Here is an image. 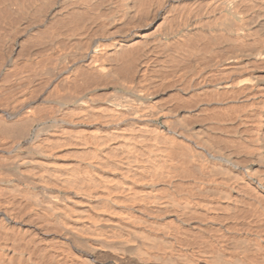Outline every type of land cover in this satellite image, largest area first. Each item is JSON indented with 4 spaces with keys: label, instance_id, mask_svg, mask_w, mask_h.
Masks as SVG:
<instances>
[{
    "label": "bare ground",
    "instance_id": "obj_1",
    "mask_svg": "<svg viewBox=\"0 0 264 264\" xmlns=\"http://www.w3.org/2000/svg\"><path fill=\"white\" fill-rule=\"evenodd\" d=\"M70 1L71 0H62L61 3L65 4L64 2ZM57 3L59 4L60 2ZM231 3L232 2H230V0H220V9L223 12H231V8L233 7ZM245 10L246 9L244 8V11ZM239 12L235 11L234 14L232 13L231 15H233V18L240 23L241 20L238 17ZM226 18L227 17L225 15V19ZM257 18L258 19L254 22V24L259 25L260 22L264 21V10L261 11ZM107 21L105 22L106 24H104L106 26H102L100 24L102 28L104 27L100 33H96L87 38V43L84 41L86 43H84L86 46V48H84L85 51H83L80 59L77 58L83 62V65L86 64V66L90 69L93 68L98 72L103 73L106 72L105 68L103 67L104 63L102 62L104 55H101L102 44L97 42V38L101 36L111 37L113 34L112 32H109L107 28L105 29L108 24ZM111 21L113 20H110V23H113ZM115 22L116 21H114V23ZM238 22L235 23L238 24ZM240 27L239 30H241ZM96 28L100 29V27ZM126 31L127 29L125 30V34L123 33L122 35L120 33L121 36L118 35V39L112 41V43L114 42L111 45L114 51H112L113 54L115 51L118 52L117 50H119L121 47H124L129 42L130 37L127 36ZM84 35H82V37ZM131 36L133 38L137 37L136 34ZM255 41L257 42V40ZM79 42H81V39ZM136 47L141 48L140 45L135 46V48ZM143 47H145L144 44L142 45V50ZM132 48L130 47L131 50H128L126 55L130 51L134 54L135 48L134 50H132ZM62 49L64 48L62 47ZM127 49L128 48L124 49V51L122 50L121 54H123V52L125 53V50ZM238 52L240 53V50ZM256 52L257 51H255V54L251 55L250 57L260 58L263 56V54H260V50H258L259 53ZM75 53L73 55H76ZM110 53L111 52L109 51L107 54L110 55ZM119 54L120 52L118 55ZM130 54L131 53H129V57L133 55ZM137 54L138 53H136V55ZM65 56H67V54H65ZM111 57H109V59H111ZM52 58L53 57L50 59L52 60ZM121 58L122 57L118 58V62L122 60ZM109 59L103 60L109 62ZM125 59L123 58V60L126 62L129 60ZM221 59L219 58L218 62L216 61L217 63H215L219 65L218 63ZM55 60L53 59L52 61L55 63ZM61 60L62 58L59 56L58 61L61 62ZM131 62H135V60ZM121 63L122 61L119 64ZM124 63L125 62L122 64ZM128 64L129 63H126L125 65ZM248 64L249 63H247V65ZM205 66L203 68H205ZM124 67L126 68L127 66ZM148 67L146 69H148ZM243 67V61L240 56L233 55L227 57L220 63V67L216 68L214 75L217 82L214 80V78L212 79L216 82L213 87L218 90L222 89V91L227 90L228 88L235 89L236 87L240 89L239 84L242 81L239 82V80L235 79L234 81L227 82V78H225V76L229 74H239L241 71H245ZM191 68L189 67V69ZM51 69L55 71V69ZM108 69L109 68L106 70ZM144 69L142 70L144 71ZM171 69H169V71H171ZM77 71L78 69L76 72ZM122 71L125 72L127 70L123 69ZM143 71H141V73ZM177 71L181 73L182 69L181 71L177 69ZM186 71L188 72V70ZM203 71L204 69H202V72ZM72 72L76 73L74 69ZM8 73L9 72H7V74ZM198 73H200V69ZM106 74H108V72L105 73V75ZM116 74L117 73L114 75ZM145 74L144 77H146ZM156 74L157 73H155V75ZM168 74L171 75V73ZM80 75L83 77L84 72H82ZM99 75H97V77ZM131 75H129V77L134 76ZM146 75H148V73ZM160 75L161 74L158 76ZM208 75L207 77H209ZM67 76H62V78H60L58 81L55 92L57 93L56 97L49 101H44V104L47 106L46 110L43 109V111H34L32 107L22 104L19 106V110L16 108L12 111L9 110L10 112H1L0 153H5L6 150L10 151L12 148L15 149L25 146L24 151L27 150L28 152H33L34 155L26 154L18 156L17 154L16 157L9 158L0 154V192L5 196H11L13 199L17 198L18 201L23 202L26 206L25 209L22 208L23 211H26L25 213L16 212L14 208V211L8 210L9 207H4L6 209L2 208L3 210L1 211L3 212H1L0 215H2L3 218H1L2 220L0 221H4L5 223H8V225L9 222L12 221L19 226H23L26 219L33 220L35 225L33 227L34 230L32 233L36 232L37 235H35L33 238L31 236L32 233L29 234L28 232L24 231L23 233L16 232L17 234L13 232L12 234V232H10L8 229L5 230V228H3V231H0V264H264V173L262 171H257L258 169L252 172H249L248 170L242 171L240 166L241 164L239 165L237 158L232 156L234 152H229L231 155L225 152L230 151L235 147H231V149L228 150L230 147L225 148L224 145V149H220L221 147L219 146L222 144L218 147L215 145L212 146L211 143L212 141L215 143L216 138L213 140L210 137L212 141L209 144L208 141H210V138L208 137L209 140L203 138V134H201V129L203 128L201 126L197 129H194V126H192L194 123L192 125H187L188 122L190 123L191 121H188L187 124L180 123V121L176 118L177 115H173L175 113L172 110H170L173 112L172 114L171 112L166 111L167 115L162 118L164 126H167L168 128L166 132L167 136L163 137L162 135L164 133L160 135L158 126L156 127L153 123L161 117V112L164 110L161 112L154 111L153 108L156 107L154 105L156 103L153 104V107L151 103V106L149 104V96L151 94L150 90H152V88L154 90L156 85L158 87L160 86L158 85L159 80L157 83H155L158 77H156L157 79L155 78L156 80L153 79L155 81L154 83L153 81H147L149 77H147V79L144 78L145 83H141V85L137 86H130L132 84L129 83H127L129 86H125L123 81L121 83L118 82V84L115 83L116 86L114 88V93L111 91V93H103L102 90V93L98 94V92H101V89L98 90L96 89L98 87H95L93 89H88L87 91H84L85 89H80L83 90V93L79 92V95L74 96L71 94V90H74V85ZM192 76L195 77V75ZM82 77L81 79L84 82ZM115 77L116 76H114V78ZM111 78H113V76ZM122 78L124 80L127 79L126 77H121V79ZM132 78H130V80ZM165 78V80H167V78H170V76ZM173 78H171V80H173ZM223 78H225V82L222 80ZM81 79L80 81L83 83ZM102 80L103 78L100 81ZM177 80L174 79L173 81H176L177 84ZM80 81L79 83H76L79 85L81 84ZM94 81H96L95 83H98L97 80ZM251 81L252 80H249L248 82ZM167 82H170V80L166 81V83ZM197 82L198 81H196V83ZM174 83L173 86L170 85V83L169 85L174 87L176 86ZM95 85L96 84H93V86ZM100 85L99 88L101 87ZM80 86L81 85H79V87ZM181 87L183 88V86ZM260 87L262 88L261 85ZM260 87L258 88L256 86V90L260 89ZM169 88L171 89V87ZM118 90L121 91V93H119ZM14 91H16L14 87L2 90L0 91V98L4 97L9 92ZM156 91L154 92L157 93L158 91ZM227 91L230 92L231 90ZM237 92L240 91L237 90ZM193 93L192 96H194ZM205 93L206 92H204V94ZM28 94L29 92L27 91L25 95L27 96ZM258 95L261 96L260 94ZM239 96L241 97L242 95ZM132 98L138 102L134 109L132 108V105L135 106V103H131ZM208 98H210V96ZM250 98L252 97L250 96ZM174 99H172L173 104L177 102V100L174 101ZM155 101L157 102L158 100ZM225 101L226 100H224V102ZM179 102L180 101L177 103L179 104ZM188 102L189 100L187 103ZM218 102L214 103L218 104ZM222 102L223 101H220V103ZM227 102L229 101L227 100ZM241 102L237 103L240 105ZM260 102L263 101L260 100ZM224 104H226V102ZM166 105L167 104H165L164 107ZM219 105L222 104H218V106ZM138 106H143L141 108L142 110L139 109ZM218 106L216 108H218ZM251 106L255 108L254 105ZM214 107H212L213 110ZM157 108L160 109L159 107ZM229 108L231 109V107ZM148 109L150 113H148ZM220 109L222 110L221 106ZM234 109L235 108H233L232 111L229 110V112H234L236 110ZM146 110L148 112L145 114L144 112ZM191 110L192 109H190V111ZM188 111L189 110H187V112ZM215 112L213 111L214 114ZM190 113H193V111ZM200 113L202 114V112ZM177 114L179 113L177 112ZM184 114L186 116V113ZM197 114H199V112ZM250 114L252 116V113ZM192 115L194 116V114ZM218 115L221 114L217 113L216 116ZM210 116L211 115H208V117ZM198 117V119L203 121L206 119L200 118V116ZM233 117L236 116L233 115ZM253 117L254 116H252V118ZM190 120L193 119L190 118ZM215 120H217L219 123V119ZM257 120L258 119H256V121ZM223 122L227 123V120L226 122ZM238 122L241 125V121ZM246 123L247 122H245V124ZM77 125H80L79 129L83 127L84 129L94 130L93 135H96V130H98L99 133V130L101 129V131L104 133L102 136L103 138H95V136H93L94 139H92V136L91 138L89 137L92 135L91 132H89L91 134L86 133L87 135L89 134V136L83 132L73 134L71 131H69L71 134L64 133L65 128L67 129V127H75L76 129ZM218 125L220 126V124ZM203 127L206 128V126ZM241 127L242 126H240V128ZM244 128L245 127H243V129ZM216 129L214 132H216ZM229 130L231 129L228 128L227 131ZM231 131L235 133L233 129ZM221 132L222 131H220V133ZM243 132L246 131L243 130L242 133ZM212 134L214 133L212 132ZM230 134L232 135L231 132ZM230 134L228 136H230ZM62 135L65 136V138L71 140V143L68 140L69 145L71 144L72 147H70L74 148V153L70 154V157L62 155L61 149L59 150V148H56L53 143L54 139L61 138ZM223 135L225 137L227 134ZM238 135H240V132ZM246 135L247 132L245 134V140L247 139ZM250 136L252 137V135ZM220 138L221 137H219V139ZM222 139L224 138H221V142L224 141H222ZM236 139L233 140L236 141ZM243 139L244 138H242V141ZM250 140L252 141V139ZM239 141H237V144H239ZM257 141L260 140L257 139ZM216 144H220V142L218 141ZM253 145L259 146V143H255ZM63 147H66V145ZM255 147L252 148L254 149ZM250 148L248 147L247 149ZM247 149L245 147V150ZM258 149L261 150V148ZM258 149L256 148L255 150ZM242 150L244 151V149ZM255 150L252 151L253 155ZM261 151H259L256 155L258 156L259 154H264H261ZM235 153L236 155L238 154L237 151H235ZM260 159L264 160V158ZM245 160L243 161L246 163ZM263 160L260 163L261 166L258 164L259 166L257 167L264 169ZM22 186L25 187L22 188ZM36 189L39 190L36 191ZM58 192H62L61 195H58ZM10 206L13 207L14 205ZM31 226L32 225L29 227ZM15 229L18 230L17 227Z\"/></svg>",
    "mask_w": 264,
    "mask_h": 264
},
{
    "label": "rangeland",
    "instance_id": "obj_2",
    "mask_svg": "<svg viewBox=\"0 0 264 264\" xmlns=\"http://www.w3.org/2000/svg\"><path fill=\"white\" fill-rule=\"evenodd\" d=\"M61 1L62 0H57V2H60L58 4L56 2V0H0V91L6 90L8 88L10 89V87H14V89H16V91L9 92L4 97L0 98V107H1L0 108V115H1V112H3V111L10 112L9 110L12 111L16 108H18V110H19V106L22 104L32 107L34 111H43V109L46 110L47 106H46V104H44L45 103L44 101H49V100L53 99L54 97H56V95H57V93H55L56 92V86H57V83L60 80V78H62V76L66 77L68 75L67 77H69L70 80L72 81V83L74 85V87H73L74 90H71V94H73L74 96L79 95L80 94L79 92L83 93L82 92L83 90H80V89H85L84 91H87L88 89H93L95 87H98V88H96L98 90L101 89V92H98V94H101L102 90H103V93H105V92H107V93L113 92L114 93V91H115L114 88L116 86L115 83L118 84V82L121 83L123 81V83H125V86L126 85L129 86V84H132L130 86H133V85L137 86V85H141V83H145L144 78L147 79V77H149V79L147 81H153V83H154L155 81L153 79L158 77V79L156 78L157 80L155 79L156 80L155 83H157L159 80L160 84L158 82V85L161 86L163 83V85H162L163 88H162V86L158 87L156 85L157 87L155 86L154 90H153V88H152V90H150V93L152 95L150 94V96H149V98H150L149 104L151 103L152 107L154 105L156 106L155 108H153L154 111L161 112L164 110L163 112H161L162 113L161 117L157 121H154V123H153V124H155L156 127L158 126V131H160V135L164 133L162 136L163 137L167 136L166 132H167L168 128H167V126H164V123L162 122L163 121L162 118L165 115H167L166 111L171 112V114L174 112L175 114H173V115H175V116L177 115L176 116L177 120H179L180 123H182V124L183 123L187 124L188 121L192 122L193 120H195L192 123L190 122L191 124L188 122L187 125H192L194 123V125H192V126H194L193 127L194 129H197L201 126L205 130L204 131L203 129H201L202 130L201 134H203V138H205L206 140H209L210 137L213 140H214V138H216L215 143H214V141H212L211 138H210V141H208L209 144L212 141V143H211L212 146L215 145L216 147H218L219 145L222 144L221 146H219V147H221L220 149H224V146H225V148L230 147L228 150H230L231 147L232 148L235 147V148L231 149L230 151H225V152H227V153H229V152L231 153L232 151L234 152V153L232 152L233 153L232 156L237 158V160L239 161L238 162L239 165L241 164L240 166L242 168V171L248 170L249 172H252V171H256L258 169L257 171H262L264 173L263 168L261 169V168L257 167L260 165L261 161L263 160L260 158H264V154H262V153H264V149H263L264 148V145H263L264 142H262V141H264V124H263L264 123V118H263L264 117V109H263V107H264V103H263L264 102V98H263L264 97L263 96L264 95V43H263L264 42V21L260 22L259 25L254 24V22L257 21V19H258L257 16L261 13V11L264 10V0H232V1L230 0V2H232L231 5L233 7L231 6L232 7L231 12L228 11V13L223 12L220 9V6H219L220 0H71L70 2H64L65 4L61 3ZM221 1H224V0H221ZM244 8L246 9L245 11H244ZM235 9H237V10H235ZM234 10L237 12L240 11L238 13V17L241 20L240 23L233 18V15H231L232 13L234 14V12H235ZM232 11H234V12H232ZM224 13L227 17L226 19H225ZM103 18H105V19H103ZM242 19H244V20H242ZM110 20H113V21H111L113 23H114V21H116V22L113 24V23H110ZM106 21L108 24H107V27H105V29L107 28L109 30V32H112L113 34L111 35V37L110 36L109 37L108 36H105V37L101 36V37L97 38V42L102 44L101 45L102 46L101 55L102 56L104 55L103 59L107 60L111 56L114 59L111 57V59L108 60L110 63L106 62V60L102 59V62L104 63L103 67L105 68V71H106L103 73V72H98L97 70H95L93 68L90 69L89 67L86 66V64L83 65V62L79 59H80L81 55L83 54V51H85L84 48H86L85 44L87 43L86 39L91 37L92 35H94L96 33H100V31L103 30V28H104V27L102 28V26H106V25H104V24H106L105 23ZM235 22L236 23L238 22V24H236ZM144 25H145V27H144ZM238 26L239 27L242 26V27H240L241 30H239ZM96 27H100V29L96 28ZM97 29H98V32H97ZM126 29H127V31H126L127 36L130 37L129 42L124 47H121L119 50H117L118 52L115 51V53L113 54L114 51H113V48L111 45L114 42L112 43V41H115V39L117 40L118 37L121 36V34L122 35H123V33L125 34ZM84 34L86 35V37ZM133 34H136L137 37L133 38L131 36ZM82 35H84V36L82 37ZM141 38H143V39H141ZM80 39H81L82 43L79 42ZM101 40H103V41H101ZM104 40H106V41H104ZM255 40H257V42ZM128 44H130V45H128ZM143 44L145 45V47H143V50H142ZM131 45H133V46H131ZM139 45L141 46V48L140 47H136V48H139L141 51L139 49L135 48V46H139ZM83 46H85V47H83ZM129 46L131 48L133 47L132 50H134V48H135V51L137 50L136 53H138V54L136 55L135 51H134V54L130 51L127 53V55H128L127 56L126 52L128 50H131ZM259 46L262 49H260ZM62 47L64 49H62ZM125 47L128 49L125 50V53L123 52V54H124V57H123V54H121V53H122V50L124 51V49H126ZM69 49H71V50H69ZM60 50H61V52H60ZM239 50H240V53L238 52ZM258 50H260V54L261 55L263 54V56H261L260 58H251L250 56L255 54L254 53L255 51L258 52ZM109 51L111 52L110 53L111 56L109 54H107V53H109ZM119 52L122 56L120 54L118 55ZM74 53L76 55H73ZM129 53L133 54V55L130 54L133 57L132 58L130 56L132 59L129 57ZM65 54H67V56H65ZM105 55L107 58L105 57ZM113 55L118 56V57H114ZM233 55H238L241 57V59L243 61V66H244L243 69H245V71H241L242 73L240 72L239 74L238 73L237 74H229V75L225 76V78H227V80H226L227 82L234 81L235 79L239 80V82L242 81L239 84L240 89H238V87H236L235 89L228 88L227 90H231L230 92L227 90H223L224 91L223 92L222 89L221 90L215 89L213 86L217 82L215 75H214L216 72V68L220 67V63L223 60H225L227 57L233 56ZM50 56L53 57L52 60L53 59L55 60L57 58L55 60V63L50 59L51 58ZM59 56L62 58L61 62L58 61ZM225 56H227V57H225ZM67 57H71V58H67ZM75 57H76V59L79 58V59H77L78 61L75 59ZM119 57H122L121 58L122 60L121 59H119V60H121L122 63L125 62L124 64H122V63H121L122 65L119 64L121 62V61L118 62ZM66 58H67V60H66ZM116 58H117V60H116ZM123 58L124 59L126 58L125 60L129 59L128 60L129 62L124 61ZM219 58L220 59L223 58V59H221L220 60L221 62L219 61V63H218L219 65H217L216 63L218 62ZM46 60H47V63L49 65L46 63ZM72 60H73V62H72ZM114 60L117 62H115ZM133 60H135V62H131ZM74 61H76V62H74ZM113 61H114V65H113ZM115 63H116L117 67L115 66ZM126 63H129V64L125 65ZM132 63H133V65H132ZM247 63H249V64L247 65ZM11 64H12V66H11ZM16 64H17V66H16ZM63 64L65 67L63 66ZM130 65H131V67H130ZM121 66H122V68H121ZM124 66H127V67L125 68ZM191 66L193 69L191 68ZM200 66L202 67V69H204L203 72H202V69ZM204 66H205V68H203ZM82 67H84V68H82ZM106 67L109 69L106 70L107 69ZM111 67H113V68H111ZM147 67H148V69H146ZM184 67L186 70H188V72L184 69ZM189 67L191 69H189ZM195 67L197 68L198 71L200 69V73H198V71L196 70ZM198 67H200V68H198ZM51 68L55 69V71L52 70ZM65 68H67V69H65ZM141 68L142 69L145 68L144 71ZM180 68L182 69V71ZM73 69L75 70V72L77 69H78V71L76 73H73L72 72ZM87 69H89V70H87ZM115 69H118V70H115ZM123 69L127 70V71L124 72V71H122ZM169 69H171V71H169ZM177 69L180 70L182 74L179 73V71H177ZM113 70H114V72H113ZM119 70H120V72H119ZM156 70H159V71H156ZM69 71L72 72L74 75L75 74L76 75L74 76ZM79 71L84 72L83 77H82V75H80V74H82V72L80 73ZM86 71H89V72H86ZM136 71H137V73H136ZM141 71H143L142 73H144V74H145V72H146V74L148 73V75L145 74L146 77H144V74H142ZM152 71H154V72H152ZM7 72H9V73L7 74ZM16 72H18V73H16ZM107 72H108V74L105 75V73H107ZM111 72H113L114 74L115 73H117V74L114 75ZM130 72L134 76H132L130 74ZM204 72H206L207 74ZM85 73H86V75H85ZM153 73H154V75H155V73H157L158 75L159 74H161V75L158 76L156 74L154 76ZM168 73H171L172 76ZM49 74H51V75H49ZM186 74H187V76H186ZM204 74H205V76H204ZM242 74H243V76H242ZM97 75H99L100 77L99 76L97 77ZM103 75H105V76H103ZM107 75L109 76V78ZM111 75L113 76V78H111L112 77ZM129 75H131L133 78L129 77ZM142 75H143V77H142ZM192 75H195V77ZM207 75L209 77H207ZM114 76H116L118 78H116V77L114 78ZM168 76H170V78H167V80H165L166 79L165 77H168ZM173 76H174V78H173ZM78 77L80 79L82 77L84 79V82L81 79L83 82V83H81V81ZM121 77H126L127 79L125 78L126 80H124L122 78L123 79L122 80ZM136 77L137 78L139 77L138 80ZM175 77H177V78H175ZM204 77H206V78H204ZM245 77H247L248 79ZM102 78L104 81L103 80L100 81ZM107 78H108V81H107ZM130 78H132L131 79L132 81L130 80ZM171 78H173V80L178 79L177 82L179 84L178 83L176 84V81L171 80ZM213 78L216 82L214 80H212ZM225 78L222 79L224 82H225ZM244 78H245V80H244ZM207 79H209V80H207ZM210 79H211V81H210ZM94 80H97L98 83H95L96 81H94ZM139 80H141V81H139ZM169 80H170V82L166 83V81H169ZM249 80H252L253 83H252V81L248 82ZM79 81L81 83V84H79V85H81L80 87L78 85ZM126 81H128V82H126ZM162 81H164V82H162ZM196 81H198V82L196 83ZM76 82H78V83H76ZM192 82H194V83H192ZM201 82H202V84H201ZM207 82H208V84H207ZM55 83H56V85H55ZM92 83L96 84V85L93 86ZM127 83H129V84H127ZM165 83L168 86H166ZM169 83L172 86L174 83L176 86L172 87L169 85ZM82 84L84 87L82 86ZM103 84H105V85H103ZM188 84L191 86H189ZM259 84L262 86V88L260 87ZM99 85L103 89L101 87L99 88ZM178 85H179V87H178ZM253 85H256L258 88L260 87V89H258L259 91L256 90L257 89L256 86H253ZM103 86L104 87L106 86V87L104 88ZM181 86H183V88ZM167 87L168 88L171 87V89L170 88L168 89ZM194 87H196V88H194ZM174 88L175 89L177 88L178 90L177 89L175 90ZM192 88H194V89H192ZM21 89H23V90H21ZM105 89H107V90H105ZM192 90L194 93L192 92ZM237 90L240 91L241 93L237 92ZM246 90L249 91L250 93L247 92ZM27 91L29 92V94L26 96L25 93ZM72 91L75 93H73ZM154 91H156L157 93H155ZM170 91H172V92H170ZM186 92H188V93H186ZM196 92H197L198 96H197ZM204 92H206V93L204 94ZM208 92H209V95H208ZM119 93H121V91H119ZM153 93H154V96H153ZM192 93L194 96H192ZM237 93H239V94H237ZM257 93L260 94L261 96H259ZM239 95H242V96L240 97ZM151 96H153V97H151ZM209 96H210V98H208ZM221 96H223V97H221ZM250 96L252 98H250ZM164 98L167 102L164 100ZM219 98H222V99H219ZM231 98H233L235 100H233ZM241 98H243V99H241ZM133 99L134 98H132L131 103L132 104L135 103L134 104L135 106L132 105V108L134 109L136 107V105L138 104V102H137V100H135V99L133 100ZM172 99H174V101L177 100V102L180 101L179 104L177 102L173 104ZM240 99L243 102V104L240 101ZM155 100H158V101L156 102ZM188 100H189V102L187 103ZM201 100H202V102H201ZM224 100H226L225 101L226 104L228 103L227 105L224 104L225 103ZM227 100L229 102H227ZM260 100L263 102H260ZM211 101L212 102L213 101L214 102L219 101L218 104H222V105L218 106V104H215L214 102L212 103ZM220 101H223V102L220 103ZM209 102H210V104H209ZM237 102H241L240 105ZM154 103H156V104H154ZM41 104H43V105H41ZM151 104H150V106H151ZM165 104H167L165 106L166 108L164 107ZM235 104L236 105L238 104V105L236 106ZM250 104L254 105L255 108L253 106H251ZM217 106H218V108H216ZM220 106L222 107V110L220 109ZM261 106H263V107H261ZM142 107L143 106H140L139 109H141ZM157 107H159L160 109H158ZM212 107H214V110ZM229 107H231V109ZM233 108H235L236 110L234 109L235 111L233 110L234 112H232L233 113L232 114L230 112L232 111ZM149 109H148V111H149ZM190 109H192L191 111H193V113H190L191 112ZM242 109H244L246 111H244ZM170 110H172L173 112ZM187 110H189V111L187 112ZM203 110H204V112H203ZM229 110H231V111L229 112ZM148 111L146 110L144 113L146 114V112H148ZM213 111L214 112L216 111L217 113H220L221 115L216 116L217 113L215 112V114H214ZM256 111H258V112H256ZM177 112L179 114H177ZM196 112L197 113L199 112V114H197ZM200 112H202V114ZM148 113H150V111ZM184 113H186V116ZM203 113H204V115H203ZM239 113L241 114V116ZM250 113H252V116H254L256 118H254V117L252 118ZM192 114H194V116ZM236 114H239V115H236ZM245 114H246V116H245ZM208 115H211V116L208 117ZM233 115L236 117H233ZM198 116H200V118H204V119L206 118L207 121H206V119H205V121L198 119L199 118ZM212 116L214 118L217 117L215 119H219V123ZM187 117H188V119H187ZM193 117H195L196 119ZM242 117H243V119H242ZM259 117H261V118H259ZM190 118L193 120H190ZM228 118H229V120H228ZM235 118H238V119H235ZM225 119L227 120V123L223 122V121L226 122ZM256 119H258V120L256 121ZM209 120L210 121L213 120L216 123H214L213 121H211V123H210ZM237 120L241 121L240 122L241 125L239 124V122ZM204 122H205V124H204ZM220 122H222V123H220ZM245 122H247L248 124L250 123L249 125H251V124L252 125L249 126L247 123L245 124ZM212 123L215 125H213ZM242 123H244L245 125ZM218 124H220V126ZM222 125H223L224 129H223ZM203 126H206V128H204ZM215 126H217L219 128V130L217 127H216L217 129L214 128ZM240 126H242V127L240 128ZM253 126H255V127H253ZM235 127H237V128H235ZM243 127H245V128L248 127V128L243 129ZM79 128H80V125L76 126L77 130L75 129V127H73V128L67 127V129L65 128L64 133L71 134V132H72L73 134H77V133L83 132L84 134H86V133L91 132L92 135L89 136V134H91V133H89L88 135L86 134V135L89 136L90 138H91V136L92 137L95 136V138H103L102 136L104 133L101 131V129L99 130V133L101 135L98 133V130L95 131L96 135H93L94 130L84 129L83 127H81V129H79ZM211 128H213L214 130ZM228 128L231 130L233 129V131H235V133H233L231 130L227 131ZM206 129H209V130H206ZM215 129H216V132H214ZM242 129L247 132V135L249 137L246 135V137H247L246 140L247 141L249 140L250 142L248 141V143H247V141L245 140L246 132L242 133V131H243ZM78 130L81 132H79ZM69 131H71V132H69ZM220 131H222V132L220 133ZM212 132L214 134H212ZM230 132L232 133V135L230 134ZM239 132H240V135H238ZM97 133H98V135H97ZM223 134H227V135H225V137H224ZM229 134H230V136H228ZM63 135H62L63 138L61 137L62 139L56 138V139H54L53 143H54L56 148H59V150L61 149L62 155L70 157V154L74 153V151H73L74 148H71L72 147L71 144L69 145L68 140L70 141V143H71V140L68 138H65V136H63ZM99 135H100V137H99ZM205 135L207 136V138L208 137L209 138L207 139ZM250 135H252V137ZM218 136L221 138H224V139H222V141L223 140L224 141L221 142V138L219 139ZM227 136L229 137V139ZM225 138H226V140H225ZM236 138H238L239 140L241 139V140L239 141ZM242 138H244L243 141H242ZM92 139H94V137ZM217 139H219V140H217ZM233 139H236V141ZM250 139H252V141ZM257 139H259L260 141H257ZM218 141L220 142V144H216V142L218 143ZM237 141H239V144H237ZM240 142H242V143H240ZM233 143H236V144H233ZM246 143L248 145H250V144L253 145L255 143H257V144L259 143V146L258 145L257 146L255 145L256 147L254 145L248 146ZM65 145H66V147H63ZM239 145H242V146H239ZM237 147H239V148H237ZM241 147L246 152H244L241 149ZM245 147H246V149L248 147L249 148L255 147V148L254 149L252 148L253 150L251 148L245 150ZM256 148L257 149L261 148V150L263 152L260 149L255 150ZM13 149L14 148H12V150ZM66 149L68 150V152ZM238 149H241V150H238ZM12 150L11 149H10V151L6 150L5 153L1 152L0 154L2 156L4 155V156L9 157V158L16 157L17 154H18V156L26 155V154L34 155L33 152H28L27 150L24 151L25 146L20 147V148H15L13 151ZM234 150L237 151V153H238L237 155H236ZM254 150H255V152L253 155L252 151H254ZM259 151H261V154L263 156L260 154L258 156L256 155V154H258ZM234 155H236V156H234ZM257 157H260V158H257ZM245 159H247V160H245ZM257 159H258L259 163H258ZM243 160H245L246 163ZM23 187H25V186H22V188ZM37 190H39V189H36V191ZM58 193H59L58 195H61L62 192H58ZM0 194H1V192H0ZM2 195L3 194L0 195V208H1L0 213L3 212L1 210L6 209L7 207H9L8 210H10V211L16 210V212H21V213L26 212L25 210L23 211V209L26 208V206L24 205L23 202L18 201L17 198L13 199L11 196H8V195L2 196ZM10 205H12V206L14 205V206L11 207ZM4 207H6V208H4ZM13 208H14V210H13ZM1 218H3L2 215H0V220H2ZM29 220L30 219H28V220L26 219L25 220L26 224L24 221L23 226H19L12 221L9 222V225H8V223H5L4 221H0V224H1V227H0L1 230L0 231H3V228H5V230L8 229L10 232H12V234H13V232L15 234L20 233V232L23 233V231L28 232L30 234L34 230L33 227L35 225L34 224L35 222L33 220H30V221ZM4 223H5V225H4ZM30 225H32V226L29 227ZM16 227L18 228V230L15 229ZM35 235H37L36 232H33L31 234V236L33 238Z\"/></svg>",
    "mask_w": 264,
    "mask_h": 264
}]
</instances>
